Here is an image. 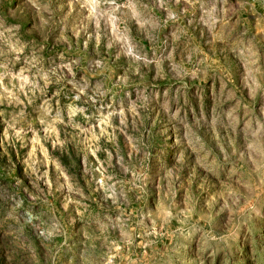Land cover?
<instances>
[{
	"label": "rangeland",
	"instance_id": "1",
	"mask_svg": "<svg viewBox=\"0 0 264 264\" xmlns=\"http://www.w3.org/2000/svg\"><path fill=\"white\" fill-rule=\"evenodd\" d=\"M0 264H264V0H0Z\"/></svg>",
	"mask_w": 264,
	"mask_h": 264
}]
</instances>
